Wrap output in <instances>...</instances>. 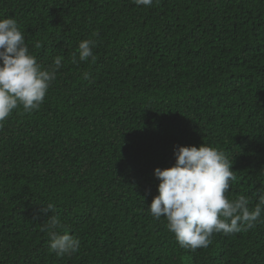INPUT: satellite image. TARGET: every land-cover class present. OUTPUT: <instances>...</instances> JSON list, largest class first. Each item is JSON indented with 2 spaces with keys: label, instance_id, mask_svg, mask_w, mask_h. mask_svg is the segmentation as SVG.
Here are the masks:
<instances>
[{
  "label": "trees",
  "instance_id": "16d2710c",
  "mask_svg": "<svg viewBox=\"0 0 264 264\" xmlns=\"http://www.w3.org/2000/svg\"><path fill=\"white\" fill-rule=\"evenodd\" d=\"M9 17L44 69L63 60L39 110L0 125V264H264V224L191 251L147 210L155 169L174 166L177 146L204 143L233 162L228 198L255 207L264 0H0ZM86 39L95 61L71 63ZM48 203L78 253L50 252Z\"/></svg>",
  "mask_w": 264,
  "mask_h": 264
},
{
  "label": "clouds",
  "instance_id": "9594fccd",
  "mask_svg": "<svg viewBox=\"0 0 264 264\" xmlns=\"http://www.w3.org/2000/svg\"><path fill=\"white\" fill-rule=\"evenodd\" d=\"M132 2L137 7H150L154 0ZM95 46V40H82L72 53L71 63L89 59L94 62ZM62 60L63 57H55L53 65L44 69L30 53L16 19H0V125L19 108L25 113L39 110L62 67ZM82 78L88 79L89 74L84 72ZM174 155V166L155 169L154 176L160 181L158 195L147 210L156 220L167 221L166 228L180 247L191 251L207 248L213 234L247 232L257 223L264 224V184L254 193L257 199L254 208L243 194L234 200L226 195L235 175L233 162L224 151L204 143L199 148L177 146ZM42 205L41 214H52L41 226L49 237L50 252L59 258L78 253L81 241L65 229L55 214V205Z\"/></svg>",
  "mask_w": 264,
  "mask_h": 264
}]
</instances>
